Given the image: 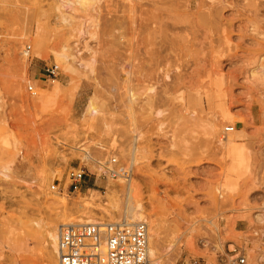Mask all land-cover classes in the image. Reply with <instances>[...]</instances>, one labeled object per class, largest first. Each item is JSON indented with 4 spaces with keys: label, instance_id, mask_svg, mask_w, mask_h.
Returning <instances> with one entry per match:
<instances>
[{
    "label": "rangeland",
    "instance_id": "1",
    "mask_svg": "<svg viewBox=\"0 0 264 264\" xmlns=\"http://www.w3.org/2000/svg\"><path fill=\"white\" fill-rule=\"evenodd\" d=\"M57 2L0 0V264H57L44 227L126 220L130 184L146 214L178 231L177 255L162 248L156 264H264V0H98L79 12ZM163 35L161 64L149 50ZM54 64L58 93L44 109L38 89ZM205 90L212 112L197 102ZM228 126L247 152L232 191L217 142ZM112 157L132 163L130 181L101 174ZM72 167H84L81 192L66 188Z\"/></svg>",
    "mask_w": 264,
    "mask_h": 264
},
{
    "label": "built area",
    "instance_id": "2",
    "mask_svg": "<svg viewBox=\"0 0 264 264\" xmlns=\"http://www.w3.org/2000/svg\"><path fill=\"white\" fill-rule=\"evenodd\" d=\"M29 52L30 45L27 44L22 54L28 56ZM44 75L53 81L59 75V67L55 64L47 67ZM26 91L31 95L35 92L32 85H27ZM224 130L232 132L234 127L228 126ZM102 163L101 174L104 176L120 177L125 181L131 179L132 163L121 168L117 157H112L109 163L107 160ZM84 174V167H72L66 175V188L73 193L81 192ZM147 243L148 225L145 221L70 223L59 230L57 264H147ZM234 263L245 264V257L236 258Z\"/></svg>",
    "mask_w": 264,
    "mask_h": 264
},
{
    "label": "bare ground",
    "instance_id": "3",
    "mask_svg": "<svg viewBox=\"0 0 264 264\" xmlns=\"http://www.w3.org/2000/svg\"><path fill=\"white\" fill-rule=\"evenodd\" d=\"M96 1H98V0H58L59 4L61 6L68 7L71 10H75L78 8L85 9L88 4H90L91 2L92 3L96 2ZM76 11L79 12L78 10H75V12ZM80 20H83V18ZM81 22H83V21H81ZM82 26H80L81 28L79 27L77 29L79 31V33L80 34L87 33V31H86L87 27L85 28L84 24ZM152 45L155 46V49L152 48L153 50L152 49H151V51L149 50L150 55L153 57L156 56V58L159 60V62L161 64L162 63L164 64V62L167 61L166 50L168 49V47L166 46V36L165 35L161 36L159 38V41L155 42V43L154 42L151 43V46ZM76 53L78 54L79 52H76ZM81 66L86 67L87 65L83 64L81 60H78V67H81ZM164 77H166V78L169 77L166 70H164ZM58 84L59 83H57L55 80H53L51 85L48 86L49 90L50 89L54 90V92L51 94H48V92H49L48 89H42V90H41V88L38 89L37 99L42 103L44 109H48L52 105L53 100L58 93V87H59ZM98 85H99V83L96 82V86H98ZM151 91H153L152 85L149 86V88H146V89L144 88V91L142 93L143 99L145 100V103H147L148 105H150V103H151V96L149 95V93ZM126 93H127V91H126ZM128 93H127L129 95L128 99L130 101L134 102L136 100V95L134 94V92H132L131 89H128ZM35 94H37L36 91L34 92L33 95H35ZM94 100H95V95L89 96V99L86 103V113H89V114H96L97 113V108L94 106ZM197 102L200 106H201V102H204L205 103L204 109L206 111L208 110V111L212 112L214 109L219 107L217 102H216V97H215L214 93L211 92L210 90H205L202 94L199 93L197 95ZM156 114L159 115L160 112H157ZM224 117L228 118V116H226V115H224ZM214 128H215V124L213 126V129ZM226 135L227 136L221 137L217 134V142L219 143L220 148H222V150H223V158H224L226 165H227L226 169L224 171L223 183H222L221 187L225 191H230V190L232 191L236 187L237 181L239 179H241L246 173L247 152H246L244 145L240 142V139H237L233 133H228ZM215 137H216V134H215ZM101 169H102V167H101ZM129 181H130V179H129ZM128 187H127V189H128V192H127L128 193V201L126 200L127 201V210H126V214L124 213L126 215L125 216L126 220L124 218H122V220H125L127 222L129 221L130 223L131 222H138V221H145L147 223V225H148L147 264L158 263V261L160 260V258L162 256L160 254V250L162 248H165L167 251L165 254L167 257V260L168 261L173 260L174 256L177 255V250L179 248V246H178L179 237L175 236V234L178 231L172 230L170 228V225L168 223H166L164 219H162V218L160 219V217L149 216L148 214H146L145 208H144L141 200L140 199L133 200L132 197L134 195V189L132 188L131 184ZM77 197H79V196H77ZM90 199H91V196H90ZM63 201L66 202L65 199ZM76 202H79V201H76ZM87 203H88L87 201L84 202L85 205ZM102 204L105 205L106 202H103ZM109 216H111V215L109 214ZM111 219H112V217H111ZM162 220H164V221H162ZM92 221L93 220H88V221L79 222V223H90ZM110 221L116 222V221H114V219H112ZM59 222H61V221H59ZM117 222H119V221H117ZM75 223H77V222H75ZM66 224H70V223L63 221L58 225L59 226L58 233L56 231V227H54L53 225H48V226L44 227V230L41 231L42 233L40 234V236L43 240V245H49L51 247L52 251L57 253V240H58L59 230L62 226L66 225ZM214 227H215V224H214Z\"/></svg>",
    "mask_w": 264,
    "mask_h": 264
},
{
    "label": "crops",
    "instance_id": "4",
    "mask_svg": "<svg viewBox=\"0 0 264 264\" xmlns=\"http://www.w3.org/2000/svg\"><path fill=\"white\" fill-rule=\"evenodd\" d=\"M44 86V85H43ZM41 88H43V89H48V86H45V87H41ZM49 90V89H48ZM54 92V90L53 89H50L49 90V92H48V94H51V93H53ZM240 180V179H239ZM239 180L237 181V183L239 182ZM94 185V184H93Z\"/></svg>",
    "mask_w": 264,
    "mask_h": 264
}]
</instances>
